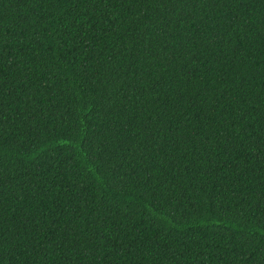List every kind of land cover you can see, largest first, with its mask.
<instances>
[{
    "label": "trees",
    "instance_id": "obj_1",
    "mask_svg": "<svg viewBox=\"0 0 264 264\" xmlns=\"http://www.w3.org/2000/svg\"><path fill=\"white\" fill-rule=\"evenodd\" d=\"M0 264H264V0H0Z\"/></svg>",
    "mask_w": 264,
    "mask_h": 264
}]
</instances>
